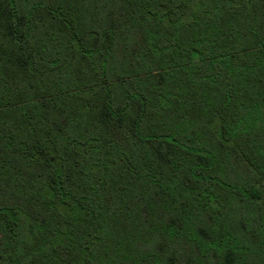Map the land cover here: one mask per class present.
<instances>
[{
	"label": "trees",
	"instance_id": "16d2710c",
	"mask_svg": "<svg viewBox=\"0 0 264 264\" xmlns=\"http://www.w3.org/2000/svg\"><path fill=\"white\" fill-rule=\"evenodd\" d=\"M0 264H264V0H0Z\"/></svg>",
	"mask_w": 264,
	"mask_h": 264
}]
</instances>
